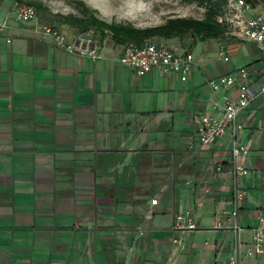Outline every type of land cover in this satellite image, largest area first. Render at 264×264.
Wrapping results in <instances>:
<instances>
[{
	"label": "crops",
	"instance_id": "0c3cea01",
	"mask_svg": "<svg viewBox=\"0 0 264 264\" xmlns=\"http://www.w3.org/2000/svg\"><path fill=\"white\" fill-rule=\"evenodd\" d=\"M95 32V60L33 23L0 36V264H227L237 247L239 264H264V243L247 255L253 230L264 234V95L238 116L248 172L235 219L230 135L204 146L193 123L213 114L207 81L241 67L259 76L260 50L236 37L224 61L212 39L181 82L136 76L118 60L122 46ZM178 40L164 39L190 51Z\"/></svg>",
	"mask_w": 264,
	"mask_h": 264
},
{
	"label": "built area",
	"instance_id": "2783aa9c",
	"mask_svg": "<svg viewBox=\"0 0 264 264\" xmlns=\"http://www.w3.org/2000/svg\"><path fill=\"white\" fill-rule=\"evenodd\" d=\"M230 6L235 11L234 17L226 19L234 29V35L239 39L257 46L264 58V12L248 14L252 6L245 0H229ZM15 23H33L35 32L44 37H50L55 45L64 51L89 57L92 60L99 58L97 53V38L95 30L90 29L81 34H69L53 29L51 26L37 23V9L25 2L15 1L11 3L3 17H0V36L7 30L10 19ZM219 21H223L219 19ZM104 33L110 35L108 31ZM218 57L224 61L228 60L227 51L224 46L218 47ZM119 62L132 69L136 76L141 77L152 70H157L165 76L177 75L181 82L189 79L190 72L195 63L193 54L190 51H177L166 43L148 41L141 46L127 44L122 47ZM208 89L211 92L209 103L212 106L213 114H202L193 120L197 138L200 144L214 145L226 134L230 135V149L228 151L232 159L230 175L233 178V189L231 209L227 214L233 219L237 216L239 202L244 197L243 179L248 172L243 161L248 150L247 146L240 144L238 133L243 125L238 122L239 114L246 110L260 95H264V72L254 76L246 67L238 68L232 74H223L207 81ZM234 88V98L224 95L221 101L215 95L220 91H228ZM239 161L237 162V160ZM156 204V200H151ZM264 223V219H259ZM184 217L179 215L173 225L174 229H183ZM187 229H195L193 223H188ZM236 231L235 242L238 246L239 227L234 224ZM253 248L247 250L248 256L262 253L264 234L263 226L253 230ZM227 264H239L238 247L228 258Z\"/></svg>",
	"mask_w": 264,
	"mask_h": 264
},
{
	"label": "rangeland",
	"instance_id": "374dc122",
	"mask_svg": "<svg viewBox=\"0 0 264 264\" xmlns=\"http://www.w3.org/2000/svg\"><path fill=\"white\" fill-rule=\"evenodd\" d=\"M15 1L33 5L40 4L37 8V23L51 26L58 31L73 33V30L63 22L67 14L81 15L73 0H0V14H4L9 5ZM101 20L107 23L131 24L136 28H148L163 24L169 18L184 17L202 19L206 15V6H198L196 3H186L183 0H80ZM252 7L264 4V0H245ZM253 9L248 12L251 14ZM235 11L230 6L229 0L220 11L218 18L225 21L234 17ZM10 22H14L12 17ZM65 25L67 27L62 28ZM94 30V29H93ZM226 34L216 42L218 47L236 42L232 26L227 27ZM74 34V33H73ZM106 34V33H105ZM96 36V33L94 34ZM99 33L97 31V37ZM185 44L196 58L205 49H212L214 42L211 40L197 41L190 35L185 38ZM148 41L165 43L163 38L152 37ZM179 42L181 40H178ZM197 41V42H196ZM182 44V43H181Z\"/></svg>",
	"mask_w": 264,
	"mask_h": 264
},
{
	"label": "trees",
	"instance_id": "16d2710c",
	"mask_svg": "<svg viewBox=\"0 0 264 264\" xmlns=\"http://www.w3.org/2000/svg\"><path fill=\"white\" fill-rule=\"evenodd\" d=\"M183 1L186 3L194 2L198 6H206L205 17L202 19L169 18L158 26L136 28L131 24L107 23L96 17L83 1L73 0L74 6L80 10L81 15L67 14L63 17V22L73 30L74 34H81L94 29L98 31L100 36H103L104 32L108 31L113 44L122 47L127 44L141 46L152 37L182 40L190 35L197 41H206L221 39L226 34L227 27L230 25L225 21H219L218 15L220 9L226 5L227 0ZM34 7L40 8V4L35 3Z\"/></svg>",
	"mask_w": 264,
	"mask_h": 264
}]
</instances>
